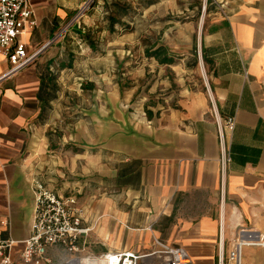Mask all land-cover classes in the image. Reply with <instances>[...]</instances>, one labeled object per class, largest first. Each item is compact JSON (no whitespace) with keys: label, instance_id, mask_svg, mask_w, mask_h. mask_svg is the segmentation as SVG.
Returning a JSON list of instances; mask_svg holds the SVG:
<instances>
[{"label":"crops","instance_id":"1","mask_svg":"<svg viewBox=\"0 0 264 264\" xmlns=\"http://www.w3.org/2000/svg\"><path fill=\"white\" fill-rule=\"evenodd\" d=\"M86 1L30 0L37 24L19 41L34 61L7 74L0 55L1 236H30L35 181L78 197L90 228L81 245L94 253L147 252L156 236L196 264H217L220 224L226 252L240 226L264 236V0H212L201 29L207 84L141 120L117 97L98 111L95 129V113L84 109L74 136L83 150L67 146L61 158L52 130L64 94L43 110L42 67L52 58L41 53Z\"/></svg>","mask_w":264,"mask_h":264},{"label":"rangeland","instance_id":"2","mask_svg":"<svg viewBox=\"0 0 264 264\" xmlns=\"http://www.w3.org/2000/svg\"><path fill=\"white\" fill-rule=\"evenodd\" d=\"M148 1L87 0L63 23L53 50L41 53L46 59L59 55L66 62L72 60L64 73H58L64 95L52 132L59 138L61 158L67 157V146L76 154L83 150L85 140L75 141L74 136L76 121L88 116L84 109L95 113L89 116L95 129L98 111L104 107L109 111L117 97L122 109L141 120L148 110L158 115L165 106H173L183 90L207 84L201 29L212 0H150L152 4L147 5ZM114 2L131 10L112 31L107 17L109 9L115 10ZM79 32L90 34L97 49ZM161 46L175 63L161 64L146 55L147 49ZM82 163L78 161L79 167ZM243 250V264H264V247L245 246Z\"/></svg>","mask_w":264,"mask_h":264},{"label":"built area","instance_id":"3","mask_svg":"<svg viewBox=\"0 0 264 264\" xmlns=\"http://www.w3.org/2000/svg\"><path fill=\"white\" fill-rule=\"evenodd\" d=\"M30 0H0V55L6 57L13 74L35 59L19 37L37 22ZM233 127V120L229 118ZM223 148V177L230 160ZM35 207L31 234L24 240L2 237L0 264H196L187 250L167 244L153 236L154 245L147 252L118 250L104 253L88 251L81 238L90 232L84 225V208L76 195H60L41 181L34 182ZM21 249L16 251V245ZM226 252L223 224H220L217 264H243L245 246H264V236L240 226Z\"/></svg>","mask_w":264,"mask_h":264},{"label":"trees","instance_id":"4","mask_svg":"<svg viewBox=\"0 0 264 264\" xmlns=\"http://www.w3.org/2000/svg\"><path fill=\"white\" fill-rule=\"evenodd\" d=\"M147 4V2H146ZM115 7V10L109 9L107 19L109 20V28L113 31L117 23L121 21L122 16L127 15L131 10L129 5L119 4L118 2H114L112 4ZM111 8V5H110ZM81 37L85 42H88L89 45L96 50L97 46L93 38L90 34H83L79 32ZM146 55L148 57L156 58L161 64H173L176 62V59L168 53V51L163 47H157L155 49H147ZM60 56L52 58L42 67V75H41V98L43 101V110L45 111L50 104V101L55 99L58 93L61 91V88L58 84V73L66 67H70L72 65V60H62L59 58ZM153 112L148 110V117H152Z\"/></svg>","mask_w":264,"mask_h":264},{"label":"water","instance_id":"5","mask_svg":"<svg viewBox=\"0 0 264 264\" xmlns=\"http://www.w3.org/2000/svg\"><path fill=\"white\" fill-rule=\"evenodd\" d=\"M33 61H34V60H33ZM33 61H32V62H33ZM30 63H31V62H30ZM30 63H29V64H30ZM29 64H28V65H29Z\"/></svg>","mask_w":264,"mask_h":264}]
</instances>
